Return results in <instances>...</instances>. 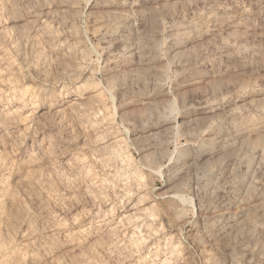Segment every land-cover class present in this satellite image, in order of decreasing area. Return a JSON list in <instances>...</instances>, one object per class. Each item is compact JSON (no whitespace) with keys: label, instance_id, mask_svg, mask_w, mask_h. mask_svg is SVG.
Wrapping results in <instances>:
<instances>
[{"label":"rangeland","instance_id":"1","mask_svg":"<svg viewBox=\"0 0 264 264\" xmlns=\"http://www.w3.org/2000/svg\"><path fill=\"white\" fill-rule=\"evenodd\" d=\"M0 264H264V0H0Z\"/></svg>","mask_w":264,"mask_h":264}]
</instances>
